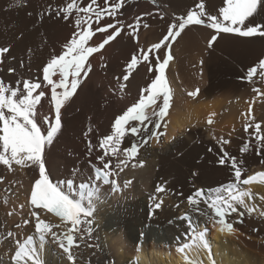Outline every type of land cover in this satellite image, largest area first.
<instances>
[{
  "label": "bare ground",
  "instance_id": "obj_1",
  "mask_svg": "<svg viewBox=\"0 0 264 264\" xmlns=\"http://www.w3.org/2000/svg\"><path fill=\"white\" fill-rule=\"evenodd\" d=\"M89 2L90 0H81V7L87 6ZM203 2L210 14H216L223 6V0ZM64 3L65 0H23L17 6L15 0H0V46L10 48V52L0 58L3 60L0 63V79L5 83L15 87L16 80L21 76L42 80V65L50 58V54L58 55L63 51L62 46L75 30V13L64 20L44 11L49 6L62 7ZM98 3L102 4L103 0H98ZM198 3L200 0H156L155 4L152 0H127L117 19L122 20L125 25H135L136 17L139 16L142 18L141 26L135 37L131 34V29H126L100 52L89 57L92 69L70 102L62 109L63 127L54 143L46 149V167L54 181L65 179L73 169L82 170L85 176L92 173L89 161L96 163L95 157L103 153L94 149L89 157L83 133L91 126L93 132L89 135L94 144H98L103 135L111 134L115 116L122 114L135 102L140 89L154 78L155 73H148L147 65L141 63L129 80L123 81L122 75L131 55L138 47L147 49L159 42L174 16H186ZM145 13L150 15H144ZM258 16L257 21H264V11H260ZM110 22L112 19L106 17L100 26ZM145 23L147 28L143 27ZM96 27L93 23V30ZM108 31L111 32L112 29ZM213 34L214 30L205 26L189 25L171 42L170 49L162 48L157 53L163 57L170 52L174 57L169 61V74L177 87L178 81L180 82L178 97L184 87L194 89L199 84L201 88L195 97L172 99L168 115L159 129L165 135L159 141L153 138L140 148L137 156L127 161L126 167L121 165L124 167L122 172L116 170L119 175L114 178L121 186L118 191L109 192L110 185H102L107 198L97 204L93 238L85 241V244L91 243L94 247L81 245L83 251L78 264H187L185 255L201 264H210L205 249L193 246L184 252L178 251L183 243H191V236L186 239L182 235L187 230L186 222L175 219L185 213L191 215V218L195 216L193 220L197 221L200 230L208 229L206 239L215 264H264V217L259 216V211H264V200L260 199L264 196V181L257 175L264 173V164L253 168L244 165L249 169L246 177L241 179L248 176H255L256 179L248 185H241V188L253 193V198H246V202L256 204L258 210L252 215L245 212L242 218L232 214L228 222L233 224V233L221 232L214 220L193 212L186 201L196 188H214L216 185L235 182L230 163L224 167H209L206 164V158L210 160L213 154L209 153V149L214 155H221L217 143L206 139V136L212 135L218 141H231L225 145L226 151L229 154H242L240 149L247 138H250L249 134L254 132V123L248 132L243 128L240 131L237 128L236 132L235 128L243 126L247 118L252 123L253 119L258 118L259 111L264 117V79L259 76V72L251 81L246 79L248 68L255 66L264 57V37L242 38L232 33H220L214 45L209 48L208 41ZM104 35L106 33L97 32L89 44L95 46ZM29 48L33 50L30 63L27 51ZM226 54H232V61L235 57L238 58L235 61L241 62L242 74L237 70L234 73L229 68L222 69L221 66L215 69L214 65L222 63L223 55ZM21 63L25 66L21 67ZM9 67L14 68L15 72H8ZM235 77L238 79L235 80ZM53 79L58 77L54 76ZM261 83L263 99L258 102L255 111L256 101L252 100L254 98H251V94ZM121 84L125 85L123 90L120 88ZM44 91L50 96V87H44ZM42 102L47 110V99ZM209 120L212 122L209 123ZM163 124L167 127H163ZM180 131L182 134H179ZM130 145L131 138L126 137L121 148H128ZM255 148L252 146L246 152L247 155L252 154ZM237 158L244 160L243 156ZM119 159L124 157L114 159L113 165ZM197 159H201L200 164H197ZM168 163L172 168L181 165L186 173L183 176H170ZM193 173L196 175L193 176ZM1 177L5 180L0 181V264H14L11 256L15 253L16 240L33 235L30 232L35 230L36 221L30 215L31 211L40 212L41 218L48 223H60V220L51 213L34 209L30 204V190L34 178H38V171L15 164L10 171L7 166L0 164ZM189 179L193 181L190 183ZM18 181L20 192L17 193L14 188ZM126 181L131 183L128 187H123ZM157 185H161L164 191L157 193ZM152 197L162 201L159 209L153 205ZM21 204L25 207L21 208ZM200 208H206V205L201 202ZM239 210L244 211L242 208ZM24 219L29 220L27 225L23 224ZM240 219L243 223L239 222ZM17 224H21V227L16 228ZM8 232L14 235L9 237ZM17 234H23L24 237L20 239ZM178 236L179 244L176 242ZM48 240L43 252L44 264H71L61 249L54 250L50 246L51 236Z\"/></svg>",
  "mask_w": 264,
  "mask_h": 264
},
{
  "label": "snow or ice",
  "instance_id": "obj_2",
  "mask_svg": "<svg viewBox=\"0 0 264 264\" xmlns=\"http://www.w3.org/2000/svg\"><path fill=\"white\" fill-rule=\"evenodd\" d=\"M22 2L23 0H15L17 6ZM126 2L127 0H103L100 4L98 0H90L87 6L81 7V0H65L62 7L45 8L44 11L48 14L64 20H68L75 13V30L62 46L63 51L58 55L50 54V58L42 65V80L21 76L13 87L0 79V164L7 166L10 171L13 164L38 171V178H34V184L30 190V204L34 209L51 213L60 220V223H48L41 218L40 212L31 211L30 215L36 221L35 232L23 240H16L15 253L11 256L14 264H44L43 252L45 245L49 243V236L52 238L51 242L58 244L62 249L63 255L71 264H78L83 251L81 245L87 248L94 247L91 243L85 244V241L93 238L94 212L97 204L107 198L102 185H110L109 192L118 191L121 186L114 178L119 175L116 170L119 169L122 172L124 167L121 165L126 167L127 161L136 157L140 148L153 138L159 141L165 135L159 129L168 115L172 98L165 69L173 57L170 52L161 57L157 54L159 50L170 49L171 42L175 41L189 25H202L214 30V34L208 41L209 48L220 33H232L240 37H264V21L256 20L260 11H264V0H223V6L216 14L208 13L203 0H200L195 9L189 10L186 16H174L166 29V34L159 42L153 43L147 49L138 47L137 51L131 55L122 75L123 81H128L141 63L147 65L148 73H155L154 78L146 87L140 89L139 97L135 102L122 114L115 116L111 124V134L103 135L99 138L98 144H94L89 135L93 132V128L89 126L83 133L87 155L91 157L94 149L103 153L95 157L96 163L89 161L92 173L85 176L82 170L73 169L65 179L54 181L46 167V149L54 143L63 127L62 109L70 102L79 85L92 69L89 57L100 52L105 45L126 29H131V34L135 37L141 26L142 18L139 16L136 17L135 25L132 23L125 25L122 20L117 19ZM152 3L155 4L156 0H152ZM144 15H150V13ZM160 16L163 18V13ZM41 17L43 18V13ZM106 17H110L112 22L100 26L101 21ZM93 23L97 25L95 30L92 28ZM143 27L147 28L148 25L145 23ZM109 29L112 31L109 32ZM97 32L106 33V35L100 43L92 46L89 41ZM136 42L138 43V37ZM27 51L30 63L33 50L29 48ZM9 52V46H0V58ZM2 62L3 60L0 59V63ZM24 66L21 63V67ZM8 72H15V69L9 67ZM258 72L264 79V59H260L255 66L248 68L246 79L251 81ZM54 76L58 79H53ZM42 85L50 87V96L44 91ZM124 87V84L120 85L121 90ZM197 93L198 90L188 95L195 97ZM45 99L48 103L47 110L42 102ZM250 112L251 108H249ZM163 127L166 128L167 125L163 124ZM249 128H253V123H245L244 131L248 132ZM249 135L255 137V147L259 153V150L264 148L261 125L255 123L254 132ZM126 137L131 138V145L122 149L121 145ZM229 142L223 140L218 163L220 165L230 163L235 182L224 183L214 188H196L187 197V202L193 212L214 220L215 224L220 226L221 232L233 233L235 231L233 224L228 222L232 214L242 218L245 212L252 215L258 209L256 204L246 202V198L248 200L253 198V193L241 188V185H248L256 177L248 176L246 179H241L242 161H238L223 148V145ZM252 146L251 143L245 142L240 149L241 153L248 152ZM119 157L124 159H119V162L113 165V160ZM195 175L196 173H193V176ZM257 175L264 181V173ZM130 183V181L124 182L123 187H128ZM162 191H164L163 187L157 185L156 192ZM180 195L182 196L183 193ZM151 199L155 208L159 209L162 201H158L156 197ZM260 199L264 200V196ZM201 202L206 205V208H200ZM20 207L24 208L25 205L21 204ZM240 208L244 211H240ZM259 216L264 217V211H259ZM175 219L186 222L187 230L183 231L182 235L186 239L191 236V243H183L178 247V251L184 252L185 249H191L193 246L196 249H205L210 264H215L212 260L210 244L206 239L208 229L200 230L197 221L187 213ZM172 222L169 221V223ZM239 222L243 223V220L240 219ZM28 223V219L23 220V224ZM20 227L21 224L16 225V228ZM7 235L12 237L14 234L8 232ZM176 242L179 244V236L176 237ZM184 259L187 264H201L187 255Z\"/></svg>",
  "mask_w": 264,
  "mask_h": 264
},
{
  "label": "rangeland",
  "instance_id": "obj_3",
  "mask_svg": "<svg viewBox=\"0 0 264 264\" xmlns=\"http://www.w3.org/2000/svg\"><path fill=\"white\" fill-rule=\"evenodd\" d=\"M256 19H259V16L257 15L256 16ZM253 37H256V36H253ZM258 37V36H257ZM242 38H248V37H242ZM214 43L215 42H213V45H214ZM212 45V46H213ZM230 56H232V54H226V55H223V58H222V63H218V65H214V67H215V69H219V67L221 66V68L223 69V68H229L230 70V72H234V73H237V71H239V72H241L242 70H243V66H242V64H240V63H238L237 61H235V60H238V58H236L235 57V60H233L232 61V59H233V57H230ZM173 59H174V57H173ZM263 59H264V57H263ZM242 68V69H241ZM168 70V71H167ZM237 70V71H236ZM241 74H242V72H241ZM165 76H166V78H167V80H168V83H169V87H170V89H171V101H172V99L174 100V99H177V98H179V97H182V96H184V97H190V95H188V93H190V92H193V91H197V90H199L201 87L199 86V84H197V85H195L194 87V89L193 88H190L189 86H187V87H184L183 88V90H180V94H179V97H178V93H177V91H178V89L177 88H179V85H180V82L178 81V87H177V85L175 84V82L172 80V77H171V75L169 74V64H168V66L166 67V69H165ZM241 77H242V75H240ZM240 76H236V77H240ZM171 77V78H170ZM235 77V78H236ZM198 78V77H197ZM238 78H236L235 80H237ZM175 85V86H174ZM263 87V84L261 83V85H260V87L258 88V89H256V91H253L252 92V94H251V98H254V99H252V100H254V101H256L255 102V104H254V108H255V111L257 110V106H258V102L260 103V101L263 99V96H262V91H261V88ZM187 88V89H186ZM177 89V90H176ZM180 89H181V85H180ZM191 89V90H190ZM196 89V90H195ZM187 94V95H186ZM238 100V99H237ZM170 101V102H171ZM257 115H259L258 116V118L256 117L255 119H253V121H251L252 123H259L260 125H261V135H264V117L263 116H261L262 114H261V111H259L258 112V114ZM253 117V116H252ZM250 122V118H247V120L244 122V124H243V126H241V125H239V126H237L236 128H235V130L237 129V130H242V128L244 129V125H245V123H249ZM184 129H182V131H183ZM237 130H236V132H237ZM254 130V129H253ZM249 131V130H248ZM235 131H233V133H234V135H235V133H236ZM253 133V132H252ZM179 134H182V132L180 131L179 132ZM236 136V135H235ZM206 139H208V140H212V141H214V142H216L217 143V145H218V149L220 150V152H221V144H222V140L220 141H218V139H216V137H213L212 135H210V136H206ZM248 139V140H247ZM246 140H247V142L248 143H251L253 146H255V137L254 136H252V137H250V138H247ZM250 139V140H249ZM254 141V142H253ZM231 142V141H230ZM223 148H225V145H223ZM225 150H227L226 148H225ZM264 150V148H261L260 150H259V153H256L257 151H256V148L252 151V154H248L247 155V153H245V155H244V153H242V154H237V155H235V154H231L232 156H235L236 158L237 157H239V156H243V159L244 160H242L243 162L242 163H244L243 165H240V167L243 169V172H242V177H246V173H247V171H248V169L244 166V165H249V166H247V167H250V168H253V167H255L256 165H258V166H263V164H264V156H263V151ZM263 151V152H262ZM262 152V153H261ZM209 153L210 154H212V157L210 158V160L208 159V158H206V164H208V166L209 167H214V166H216V167H224L225 165H220L219 163H218V159H219V157L218 156H216V155H214V152L213 151H211V149H209ZM228 153H229V151H228ZM179 156H181V153L179 154ZM246 156V157H245ZM250 156H252V157H250ZM218 157V158H217ZM249 157V158H248ZM249 160H248V159ZM251 158V159H250ZM254 158H256V159H254ZM247 161H246V160ZM258 159H260V160H258ZM237 160L238 161H240V159L239 158H237ZM246 161V162H245ZM251 162V163H247V162ZM201 163V159H197V164H200ZM251 164V165H250ZM167 168H168V171H169V174H170V176L171 175H175V174H178L179 176H183L186 172H183V167L181 166V165H177V166H175V167H173L172 168V165L170 164V163H168L167 164ZM172 169H174L173 171H172ZM15 171V170H14ZM172 172H173V174H172ZM11 177H12V175H11ZM241 177V178H242ZM4 177H1L0 178V181H2V180H5V178L3 179ZM193 180L192 179H189V182L191 183ZM20 182L18 181L17 183H16V185L14 184V183H12V184H14L15 185V187L16 188H14V189H16V191H17V193H18V191L20 192V187L18 186V184H19ZM213 187H217V185L216 186H213ZM186 201H187V199H186ZM186 212H188V209L186 210ZM194 215V214H193ZM191 216V215H190ZM195 217V216H194ZM194 217L192 218V219H194ZM34 228H35V226H34ZM34 232H35V230H33V231H31L30 233H33L34 234ZM140 235L142 236V233H140ZM16 236H18V237H20V239H22L24 236H23V234H17ZM142 239L140 240V243H142ZM1 246V245H0ZM50 246L54 249V250H58V249H60L59 248V246H58V244H55V243H51L50 242ZM62 250V249H61ZM8 259H10V257L8 258ZM45 263V262H44Z\"/></svg>",
  "mask_w": 264,
  "mask_h": 264
}]
</instances>
